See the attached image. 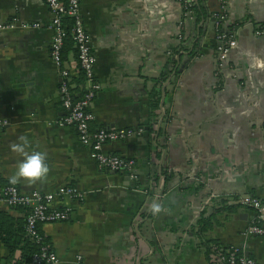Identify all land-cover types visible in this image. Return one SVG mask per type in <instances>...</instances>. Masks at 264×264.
I'll use <instances>...</instances> for the list:
<instances>
[{"label":"crops","instance_id":"0c3cea01","mask_svg":"<svg viewBox=\"0 0 264 264\" xmlns=\"http://www.w3.org/2000/svg\"><path fill=\"white\" fill-rule=\"evenodd\" d=\"M194 2L203 8L199 21L184 17L181 0H82L100 86L92 127L142 129L104 146L136 160L134 181L101 169L76 128L60 124L67 110L46 0H0V22L29 24L0 35V118L8 122L0 132V183L21 159L10 145L26 135L29 151L47 152L50 172L47 182H21L20 190L55 193L67 185L84 194L55 195L50 206L70 217L40 225L57 264H76L78 254L84 264H221L206 256L208 239L264 264V235L246 232L256 211L240 203L247 194L264 201V34H256L264 0ZM222 14L221 29L237 38L224 67L217 52ZM65 67L75 84L73 52ZM153 203L162 213L152 214ZM0 212L14 219L13 228L26 216L1 201ZM203 216L212 226L199 236ZM9 255L0 240V264Z\"/></svg>","mask_w":264,"mask_h":264},{"label":"built area","instance_id":"2783aa9c","mask_svg":"<svg viewBox=\"0 0 264 264\" xmlns=\"http://www.w3.org/2000/svg\"><path fill=\"white\" fill-rule=\"evenodd\" d=\"M183 3L184 17H195L193 6L194 0H181ZM52 14V28L54 38L52 42V58L56 66L60 69L62 76L61 93L62 102L67 110L65 116L60 120L61 125L74 126L78 132L80 141L90 148L91 157L97 162L101 169L107 171H125L129 179L137 181L139 175L135 171L136 160L134 158L123 157L114 153H107L104 150L105 144L113 141L124 140L135 133H142V129L132 128H97L92 127L95 115L92 112L91 104L99 89V84L95 77L96 55L91 44V37L86 30L81 15L82 0H46ZM75 17L73 38L78 48V64L83 70L86 78V86L83 95L77 100L74 99V92L71 90V72L63 65L62 48L67 32L63 26L65 16ZM225 14L219 15L216 25L219 28L217 52L220 67H224L230 52L237 46V38L233 30L221 29ZM21 23L27 28L29 24L15 18L9 23L0 22V35L7 28H14ZM257 35L264 34V27L257 29ZM7 120L0 118V132L7 125ZM55 195L69 196L76 199H83L82 191L73 186H60L55 193H43L33 190L24 193L17 184H8L0 187V201L12 207L26 209V229L29 236L37 241L41 239L40 225L47 222L64 221L70 217L67 209L52 208L50 202ZM240 203L251 207L256 211V220L248 229V234L264 235V201L259 197L247 194L240 198ZM215 255L223 264H260L255 258L246 255L236 247L224 246L222 244L213 246ZM59 258L48 246H42L40 251L32 258L33 264H57ZM76 264H84L81 254L75 256Z\"/></svg>","mask_w":264,"mask_h":264},{"label":"trees","instance_id":"16d2710c","mask_svg":"<svg viewBox=\"0 0 264 264\" xmlns=\"http://www.w3.org/2000/svg\"><path fill=\"white\" fill-rule=\"evenodd\" d=\"M67 3L68 0H62ZM194 13L196 15V20L199 21L201 15L203 14V8L200 7L198 3H195L193 6ZM63 26L67 32V36L64 41V45L62 48V60L63 65L65 66V62L70 52H73L76 57H78V48L75 45V41L73 38V29L75 26V17L74 16H65L63 20ZM79 75L74 78L75 84L72 82L71 90L74 92V99L77 100L83 95L85 86H86V78L83 70L79 66ZM10 184L9 182L5 185L0 183V187H4ZM21 208V207H16ZM25 209V208H23ZM26 211V209H25ZM212 217L203 216L198 222L197 233L199 236L207 232L212 226ZM14 219H11L9 215L5 212H0V240L8 247L10 252V257L6 258V263L4 264H33L32 258L33 255L40 251L42 246H49L46 236L40 231L41 239L37 241L29 236L26 229V216L25 219L19 223L16 221V225L13 228ZM25 242L24 245H21L22 239ZM220 243L214 239H208L203 241V245L205 247L206 256L209 260L219 261L218 257L215 255L213 250V246L219 245ZM16 251H19L18 256H15ZM220 263V262H219ZM221 264H223L221 262Z\"/></svg>","mask_w":264,"mask_h":264},{"label":"clouds","instance_id":"9594fccd","mask_svg":"<svg viewBox=\"0 0 264 264\" xmlns=\"http://www.w3.org/2000/svg\"><path fill=\"white\" fill-rule=\"evenodd\" d=\"M31 147V141L26 135H21L18 142L10 145L11 151L21 157L14 172L8 178L10 184L26 182L29 185H34L38 182L41 184L47 182L50 172L48 154L39 150L29 151ZM150 211L153 215H159L163 211L162 205L153 203Z\"/></svg>","mask_w":264,"mask_h":264},{"label":"water","instance_id":"95a60500","mask_svg":"<svg viewBox=\"0 0 264 264\" xmlns=\"http://www.w3.org/2000/svg\"><path fill=\"white\" fill-rule=\"evenodd\" d=\"M200 27H201V26H199L198 29H200ZM198 31H199V30H198ZM199 36H200V33L198 32V38H199ZM114 172H117V171H114Z\"/></svg>","mask_w":264,"mask_h":264}]
</instances>
